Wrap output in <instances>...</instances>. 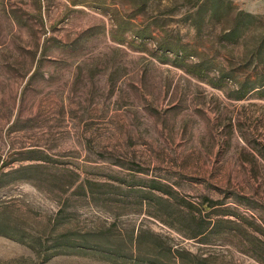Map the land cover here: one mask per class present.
<instances>
[{
	"label": "rangeland",
	"instance_id": "rangeland-1",
	"mask_svg": "<svg viewBox=\"0 0 264 264\" xmlns=\"http://www.w3.org/2000/svg\"><path fill=\"white\" fill-rule=\"evenodd\" d=\"M202 1L0 0V264H264V19Z\"/></svg>",
	"mask_w": 264,
	"mask_h": 264
},
{
	"label": "trees",
	"instance_id": "trees-1",
	"mask_svg": "<svg viewBox=\"0 0 264 264\" xmlns=\"http://www.w3.org/2000/svg\"><path fill=\"white\" fill-rule=\"evenodd\" d=\"M208 15L209 21L221 22L223 18L231 19L232 23L228 26L224 32L222 33V38L227 43L237 44L243 37V34L257 21H263L264 16L256 15L254 13L245 11L243 9H239L232 0H203L199 5L197 11L192 15V20L198 30H201L202 25L205 20V16ZM260 42L255 50V55L263 54L264 53V30L260 33ZM159 43V42H158ZM163 51H169L167 42H162L158 44ZM177 51V55L180 56L178 58L180 61H184V57H181L179 54L180 50ZM254 52V51H253ZM254 55V56H255ZM259 86L263 83L262 81H258ZM153 189H159L157 185H154ZM228 214V213H227ZM211 223H209L210 225ZM209 225L203 230L202 228L198 230L194 237L204 234L205 230H209ZM107 254V253H105ZM109 258L118 259L117 257H112L111 255ZM112 260V259H111ZM131 264H138V263H131ZM146 264V263H143ZM154 264V263H148Z\"/></svg>",
	"mask_w": 264,
	"mask_h": 264
}]
</instances>
